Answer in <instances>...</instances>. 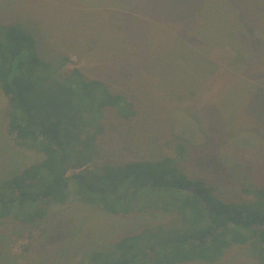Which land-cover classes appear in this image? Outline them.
Segmentation results:
<instances>
[{
    "label": "rangeland",
    "instance_id": "obj_1",
    "mask_svg": "<svg viewBox=\"0 0 264 264\" xmlns=\"http://www.w3.org/2000/svg\"><path fill=\"white\" fill-rule=\"evenodd\" d=\"M56 1L0 0V24L31 29L38 56L57 62L58 78L78 69L126 96L135 111L127 119L106 108L93 157L83 164L73 158L68 176L168 156L220 199L255 203L251 191L264 188V94L251 90L264 87V20L255 14L264 0H201L196 34L165 19L162 26L147 22L139 34L136 20L145 17L109 0ZM207 61L214 68L204 69ZM9 107L0 88V182L44 157L15 144ZM40 207L45 214L34 224L0 222V264H90L92 252L114 249L127 235L141 234L144 243L187 228L179 214L146 205L142 196L130 212L110 213L77 198L73 186L67 201ZM184 264L262 263L250 237Z\"/></svg>",
    "mask_w": 264,
    "mask_h": 264
},
{
    "label": "trees",
    "instance_id": "obj_2",
    "mask_svg": "<svg viewBox=\"0 0 264 264\" xmlns=\"http://www.w3.org/2000/svg\"><path fill=\"white\" fill-rule=\"evenodd\" d=\"M263 10L255 13L260 20ZM30 31L19 24H0V88L8 98V132L15 144L44 157L0 182V222L13 217L34 224L45 214L40 204L67 201L71 186L77 198L110 213L130 212L142 196L146 205L179 214L186 230L164 232L144 243L141 234L127 235L114 249L92 252L90 264H184L209 259L250 237L264 264V188L251 191L257 199L253 204L227 202L205 180L188 177L168 156L108 162L68 176L73 158L83 164L93 157L105 109L114 108L129 119L135 113L133 103L78 69L58 78L57 62L53 66L38 56ZM206 65L204 69L214 68L210 61ZM251 92L263 95L264 87Z\"/></svg>",
    "mask_w": 264,
    "mask_h": 264
},
{
    "label": "crops",
    "instance_id": "obj_3",
    "mask_svg": "<svg viewBox=\"0 0 264 264\" xmlns=\"http://www.w3.org/2000/svg\"><path fill=\"white\" fill-rule=\"evenodd\" d=\"M43 2L58 3L56 0H41ZM102 1V0H101ZM113 6H120V11L127 12L132 8L134 14L143 15L144 21L136 20V29L139 34L145 32V24L156 26L161 19L167 22L180 20L187 33L196 34L197 30L204 23V18L199 15L203 13V3L201 0H109ZM199 1V4H196ZM122 5H120L121 3ZM134 6V7H129ZM218 8V6H217ZM29 9V7H28ZM8 10H11L8 5ZM201 21V23H199ZM86 36L85 34H80ZM87 38V37H80Z\"/></svg>",
    "mask_w": 264,
    "mask_h": 264
}]
</instances>
